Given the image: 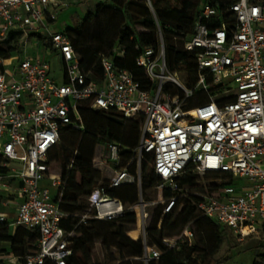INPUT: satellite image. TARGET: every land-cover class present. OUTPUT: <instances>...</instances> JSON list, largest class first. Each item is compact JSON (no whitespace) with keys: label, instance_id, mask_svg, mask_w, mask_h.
I'll return each instance as SVG.
<instances>
[{"label":"built area","instance_id":"1","mask_svg":"<svg viewBox=\"0 0 264 264\" xmlns=\"http://www.w3.org/2000/svg\"><path fill=\"white\" fill-rule=\"evenodd\" d=\"M82 1L0 0V168L8 170L0 174L5 195L1 206L17 201L14 219L0 209V222L8 221L13 231L22 226L40 234L37 250L23 262L13 253L3 259L10 264L69 263L74 232L63 227L69 214L60 205L67 181L53 172L50 153L64 127L84 128L81 105L116 111L126 121L140 119L137 151L152 153L162 189L187 196L178 180L189 166L199 175L224 176L214 190L196 192L197 209L229 228L239 242L264 233V3L228 0L220 9L203 2L184 43L195 53V86L188 87L169 69L161 36L158 48L147 46L136 59L153 84L147 89L110 57L102 59V78H93L83 69L66 29L51 30L59 10ZM33 36L42 39L44 57L26 52ZM47 56L58 57L62 81L52 75ZM197 91L205 98L188 107ZM122 150L117 142H107L109 187L141 186L140 164L136 174L129 170L131 162L123 166ZM98 162L105 164L102 158ZM48 180L54 192L42 184ZM177 198H167L166 211ZM87 200L89 209L78 215L84 225L91 218L114 220L126 209L105 186H98ZM139 212L145 233L146 205ZM193 238L188 226L178 239L165 238L163 243L175 248ZM144 243L145 263L159 258L160 251L146 244V236ZM255 264H264V255Z\"/></svg>","mask_w":264,"mask_h":264},{"label":"trees","instance_id":"2","mask_svg":"<svg viewBox=\"0 0 264 264\" xmlns=\"http://www.w3.org/2000/svg\"><path fill=\"white\" fill-rule=\"evenodd\" d=\"M132 1L134 0H98L94 10L86 12L73 27H68L65 31L79 55L83 69L93 78H102V59L110 57L120 68L130 71L147 89L153 84L145 69L136 63L144 48L147 46L158 48L162 36L170 70H175L177 62L183 64L182 61H186L187 68L197 71L195 53L186 50L184 43L193 33L201 5L205 1H211L222 9L228 2V0H148L147 6L145 0H139L144 2L143 9H139L134 7ZM261 1L264 3V0ZM139 27H142V30ZM118 52H123V55H119ZM197 79L194 76L188 78L187 86H195ZM173 91L180 92L177 88ZM199 93L200 91L196 92L198 96ZM197 101L199 104V99ZM80 112L84 128L64 127L60 143L50 153V161L52 163L56 161L61 165L62 177L67 181L60 205L69 214L63 222V227L69 232H74L71 237L73 255L68 264H97L94 263V247L98 241L105 245L114 241V244L122 246L121 264H133L131 260L139 261L144 257V240L122 238V235L125 234L126 237L127 232L135 229L133 227L137 224L135 211L127 212L125 209L122 216L110 221L91 218L86 225L79 223L78 215L89 209L87 198L98 186H105L108 195L120 199L123 203H135L139 189L146 187L148 191L162 183V179L154 170L152 175H146L145 178L141 174V186L136 183L115 188L109 187V183L98 185L101 173L92 168V161L99 139L120 144L124 156L122 165L126 166L131 162L129 170L137 173V163L126 157V154L128 148L133 150L139 144L140 119L126 121L116 111L95 110L88 105H81ZM145 154L147 160L153 163L152 153ZM187 172L189 174H186ZM192 172L193 168L187 167L178 181L180 188L194 195V199L197 200L194 194L197 190L194 184L196 176L191 174ZM0 174L7 175L8 170L0 168ZM165 197H172L169 190H166ZM183 197L188 196L179 195L168 211L165 209L158 211L154 222L147 229L146 244L151 247L157 246L163 254L160 252L159 258L151 259L146 264H191L195 252L193 246L181 244L179 241L177 247L168 248L163 240L183 232L184 227L193 221L198 224L205 221L221 229V234L217 236L218 245L225 239L232 238V231L229 228L204 216L192 202H187L183 210L177 214L173 209ZM4 199L5 195L0 191V207ZM160 222L162 225L158 227ZM39 237L38 231L28 230L22 226L16 227L13 231L8 221L0 222V255L13 253L23 262L27 255L37 250ZM124 251H127L126 255ZM2 263L3 260H0V264Z\"/></svg>","mask_w":264,"mask_h":264},{"label":"rangeland","instance_id":"3","mask_svg":"<svg viewBox=\"0 0 264 264\" xmlns=\"http://www.w3.org/2000/svg\"><path fill=\"white\" fill-rule=\"evenodd\" d=\"M87 5L85 8H78L77 5H72L66 9L59 10L57 20L51 24V30L55 31H63L68 27H73L78 20H80L86 12L89 10H94L96 3L98 0H86ZM135 8L143 9L142 4L144 2H141L139 0L132 1ZM145 3L148 5V0H145ZM139 29L142 30V27H139ZM43 35H46V32H42ZM38 45V46H37ZM26 52L29 54H41L42 57L46 54L45 49L43 47V41L41 38H38L37 36H33L31 40H29V44L26 47ZM47 58L51 62V68H52V75L57 78L59 81H62L63 79V66L61 65L58 57H50L47 56ZM193 59H191L192 61ZM179 63L177 62V65L175 66V70L173 72H177L179 79L187 85V79L188 78H198V72L192 71L189 68H187L185 62ZM169 67V65H168ZM170 69V68H169ZM196 98V99H195ZM205 98V95L203 92L199 93V96L195 93V96L190 98L187 101V106H195L199 99V102ZM140 142V133H139V140ZM139 146V144H138ZM134 148L133 150L131 148L127 149L126 157L133 159L135 163L140 164L141 174L142 177L145 178L147 175H152L154 173L153 163L150 160H147L146 154H140L137 149ZM106 147L107 142L103 141L102 139H99L96 149H95V156L97 158H102L105 161V164H101L96 160V158L92 161V168L94 170H98L101 173V180L98 183V185L107 184L109 183L110 177L112 175V171L110 169L111 163H106ZM110 166V167H109ZM52 170L54 173H61L62 174V167L59 163L56 161L52 164ZM186 174H189L188 172ZM194 176H196L195 180V188L197 190L194 191V194L196 192H210L214 190L219 184H221L226 178L222 176L221 174H206V175H199L194 172H192ZM5 181L8 183L15 185L16 182L14 180H10V178H6ZM43 185L51 187L54 192V187L51 185V181H45L42 183ZM162 183H160L157 187L150 188L148 191L145 187L144 189H139L138 194L136 193V202L130 203L125 202V208L128 211H135L137 216H139V211L142 207V203L146 205V212L148 213V216L145 218V233L143 230V224L138 220L137 218V224L133 226L138 234L140 235V238L142 240L144 237H147V229L151 226V224L154 222V218L157 216L158 211H164L165 207L168 206V203L166 202L167 197H165V189H162ZM147 191V192H146ZM172 196H179L182 195V192L173 194ZM187 198L183 197L179 199V202L175 205L174 211L179 214L185 204L187 202H192L194 205H196V200L194 199V195H190L189 192L186 193ZM189 194V195H188ZM16 200H11L9 205H7L4 209L5 211L10 212V214H15L16 209ZM200 214V213H199ZM14 217H11V220H13ZM162 225V222L158 224V227ZM192 228L194 231V238L192 240L188 241H182L181 244H188L189 246H193L195 249V252L193 254V260L191 264H255V261L258 260L262 254L264 253V233H260L259 235L252 236L250 238H246L243 242H239L235 236L234 233H232L231 239H225L221 245H218V235L221 234V229L207 224L205 221H202L201 223L197 222H190L188 223L184 228L186 227ZM184 230V229H183ZM182 231L172 237L173 239H178ZM122 238L125 237V234L122 235ZM128 240V239H127ZM6 247L7 244H4ZM156 247L162 254L163 252ZM179 248V247H178ZM177 249V248H176ZM122 246H118L117 244H114V241H110L108 244H103L101 241L96 242L94 247V263L97 264H121L120 258L122 257ZM124 255L127 254V251H124ZM0 260H3L2 264H10L8 261L3 259V255H0ZM133 264H146L143 259L136 261L131 260Z\"/></svg>","mask_w":264,"mask_h":264},{"label":"crops","instance_id":"4","mask_svg":"<svg viewBox=\"0 0 264 264\" xmlns=\"http://www.w3.org/2000/svg\"><path fill=\"white\" fill-rule=\"evenodd\" d=\"M86 5H87V1L86 0H83L79 5H77V7L82 9V8H85ZM95 158H96V160L99 159L96 156H95ZM4 208H5L4 206H1L0 207L1 210L5 211ZM5 212H8V211H5ZM8 213L10 214V212H8ZM12 215H14V213L11 214V217H13ZM137 218H138V220H140L139 216H137ZM126 237L129 238V239H132V240H137V239L140 238V235L138 234L137 230L134 229V230H132L130 232H127L126 233Z\"/></svg>","mask_w":264,"mask_h":264}]
</instances>
